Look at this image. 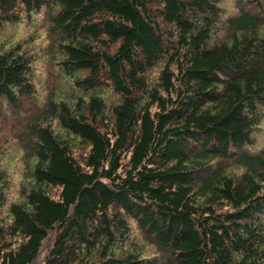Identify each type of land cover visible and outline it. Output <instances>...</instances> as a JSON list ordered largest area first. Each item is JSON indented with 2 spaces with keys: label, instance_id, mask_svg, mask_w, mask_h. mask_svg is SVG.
Listing matches in <instances>:
<instances>
[{
  "label": "trees",
  "instance_id": "trees-1",
  "mask_svg": "<svg viewBox=\"0 0 264 264\" xmlns=\"http://www.w3.org/2000/svg\"><path fill=\"white\" fill-rule=\"evenodd\" d=\"M0 264H264V0H0Z\"/></svg>",
  "mask_w": 264,
  "mask_h": 264
},
{
  "label": "rangeland",
  "instance_id": "rangeland-1",
  "mask_svg": "<svg viewBox=\"0 0 264 264\" xmlns=\"http://www.w3.org/2000/svg\"><path fill=\"white\" fill-rule=\"evenodd\" d=\"M10 140H8L7 144L9 143ZM7 147V146H6Z\"/></svg>",
  "mask_w": 264,
  "mask_h": 264
}]
</instances>
